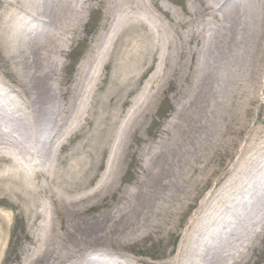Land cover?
<instances>
[{
    "label": "bare ground",
    "instance_id": "1",
    "mask_svg": "<svg viewBox=\"0 0 264 264\" xmlns=\"http://www.w3.org/2000/svg\"><path fill=\"white\" fill-rule=\"evenodd\" d=\"M75 1L23 0L22 5H18L16 0L9 2L10 6L15 3L14 8L23 7L21 10L24 12L21 19L16 18L18 16L16 14L4 21L0 30L3 32V41L9 39V45L5 43L9 59L19 68L13 71L18 77L13 76L12 79L22 88L19 87L20 95L16 91L17 88L7 79L9 88L11 87L14 93L10 96L11 92L1 90L5 94L4 96L0 94L3 96L1 98L3 101L0 100V108L13 111L3 112L0 109V204L6 209H12L14 205L32 223L43 219L42 236L38 240L33 237L35 247L27 257V264H125L127 260L124 259V262L120 258L121 255H117L120 253L118 250L113 249L117 254L107 255L112 250L108 243L112 242L110 239L117 233L128 234L132 239H137L141 236L138 234L139 231L145 233L144 237L146 235L148 237L157 230L158 225L169 217V213L174 212V209L176 211L181 201L183 168L196 158L197 144L206 140L203 135L209 136V133H204L205 120L210 118L225 122L231 118L230 123L236 121L238 117H243L244 112L234 104V97L237 95L245 97L246 107L255 98L244 92L239 94L238 89L241 86L239 81L241 72L247 70V76L254 80L257 70L264 68V0H193L198 8L191 4L192 8L189 9L193 10L184 15V18H179L178 23L183 28L197 15L199 8L204 12L208 11L206 14L218 21L213 36L207 40L209 43H204L206 38L194 28L187 31L179 29L174 38L171 34V31L174 32L172 28L169 27V32L165 31L160 23L154 25L156 43L154 42L153 57L154 60L159 59L163 69H177L169 60L172 52L179 58L188 56V68L193 66L194 69H204L198 75L196 97L186 103L193 105L196 111L194 124L200 132L194 135L191 147L186 151L178 152L172 148L173 150L169 149L157 156L156 177L153 182L144 183L145 193L140 192L139 196L131 195L113 205V212L104 209L95 213L93 210L103 208L104 194L101 188L103 189L105 183L89 196L85 194L60 196L57 187H62L63 184L70 182V179L77 183L81 180V175L77 169L76 159L70 163L67 171L61 168L62 158H73L75 151L61 157L60 149L65 144L63 143L61 148L58 147L54 138L56 135L66 138L80 134L83 118L81 123L79 118H76L78 115L69 121L65 120L67 116L63 114L68 113L70 108L73 109L76 103L78 109L88 103L85 97L89 98L94 94L101 78L100 70L104 69L109 61L115 42L124 32L127 24L122 23L120 16L117 17V13L122 10L114 12L111 23L107 24L103 33L97 35L100 40L97 49L93 54L89 52L85 56L80 65L83 69H77L72 78L77 84V97L70 101L67 98L68 89L63 83L65 77L59 78L61 80L59 91L53 85L52 81L57 76L59 63L53 62L52 68L49 55L45 51L47 52L46 47H49L52 29L60 25L57 23L68 24V21L75 17L78 10ZM110 1L118 7L129 2V0ZM86 4V7L90 8V3L86 2ZM130 8L132 6L129 5L125 10L128 12ZM62 14H66L64 21L61 20ZM185 20L187 21L184 22ZM33 21H37V26L41 28L37 29V32L29 29ZM45 22L47 25H44ZM12 33H16L13 35L15 38L11 36ZM70 39L69 36L63 40V47H60L59 52H63L64 48L71 44ZM176 40H179V44ZM51 42L53 44L52 39ZM184 43L193 45L195 50L186 51ZM138 49L139 46L134 44L125 51L137 52ZM87 63L93 68L84 69ZM120 64L126 69H115L119 76L115 75L114 80L117 83L128 82L132 69L127 66V60H122ZM220 69H230V71L222 73ZM21 79L29 84L28 90L23 89V85H26ZM225 89L233 92V108L228 104L225 95L223 96ZM23 106L27 107V111H24L26 108L23 109ZM234 113L237 114L236 117L233 116ZM12 126L19 131L21 130L18 127L23 128L22 138L19 135L18 138L21 139L18 141L9 135L10 130H14ZM178 129L177 136H184L189 140L191 130L181 125ZM200 136L201 140H199ZM252 163L254 161L250 160L249 164ZM213 168L214 166L211 171ZM241 170H243L241 167L235 169L233 177L222 184L219 190L215 187L210 197L199 206L197 214L192 217L193 220L191 219L189 224L191 227L178 248L176 259L169 260L168 264H238V260L231 261L233 256L236 258L229 249L234 242L238 245L245 242V249L241 253L242 259L245 254L247 255L245 259L252 258L249 255L251 251L255 257H260L261 244L264 242V217L257 222L260 225L259 229L247 230L246 236L238 234L241 227L247 228L253 225L250 215L258 210L260 205L259 202L254 201L256 193L252 197L253 200L248 198L252 201H247L246 192L240 191L235 185V178L242 175ZM41 180H43L42 184ZM205 181L206 179L201 183ZM49 182L57 187H48ZM200 185L196 183L191 198L180 203V213L184 212L185 206L187 208L195 204V193ZM97 195L100 197H96ZM84 201H88L87 205L83 203ZM227 201L231 202L226 203ZM233 202L236 208L233 207L234 205L231 206ZM119 204H123V210L128 214L118 212L121 211ZM56 210H60L61 213L64 211L62 218L65 214L69 222L68 219L66 221L61 218L57 224L54 218ZM243 213H246V216L241 219V215H245ZM7 224V214L0 212V249L3 246ZM141 225L149 227H140ZM100 232L108 242L103 241L102 237L99 239L96 237ZM257 262H259L258 258L252 264ZM243 263L248 262L244 260Z\"/></svg>",
    "mask_w": 264,
    "mask_h": 264
},
{
    "label": "rangeland",
    "instance_id": "2",
    "mask_svg": "<svg viewBox=\"0 0 264 264\" xmlns=\"http://www.w3.org/2000/svg\"><path fill=\"white\" fill-rule=\"evenodd\" d=\"M10 1L15 0H0V30L3 22L12 16L18 14L16 17L18 19L24 16V12L21 10L23 7L14 8L15 3L10 6ZM16 1L18 5H22L23 0ZM82 1H75L78 10L75 17L68 21V24L57 23L60 25H56V28L52 29L49 47H46L47 52L45 51L49 55L52 68L53 62L59 63V70L56 71L57 76L52 81L53 85L59 91L60 79L65 77L63 83L68 89L67 98L70 101L77 97V84L72 78H74L77 69H83L80 65L85 56L89 52L93 54L97 49L100 43L97 35L103 33L107 24L111 23L114 12L122 10L117 13V17L120 16L122 23L127 24V26L116 40L113 51L108 58L109 61L105 64L104 69L100 70L101 75L99 77L101 78L95 87L94 94L90 95L89 98L88 96L85 97L88 103L80 109L76 103L73 109L70 108L68 113L63 114L67 116L65 120L68 119L69 121L77 115L76 118H79V122L83 118L80 134L73 137L67 135L66 138L57 135L55 138L53 137L54 140H57L58 147L61 148L62 144H65L60 149L59 155L61 157L75 151L73 158H62L61 168L67 171L70 163L75 159L78 160L77 169L81 175V180L76 183L70 179V182L63 184L60 188L49 182L48 187H57L60 196L66 194L89 196L102 183H105L103 189L101 188L104 194L103 208L95 209L93 212L104 209L113 212V205L124 201L131 195L137 196L140 192L145 193L146 186L144 183L146 181L148 183L153 182L156 177L155 166L159 154L172 148L178 152L186 151L187 148L191 147L194 135L200 132L197 125L194 124L197 117L196 111H194L193 105L186 103L196 97L198 75L204 69H194L193 66L188 68V56L179 58L173 52L170 54L169 60L177 69H163L159 59L154 60L153 57L154 42L156 43L154 25L157 26L160 23L163 29L169 32V27L172 28L174 32L171 31V34L174 38L177 36V30L187 31L194 28L202 37L206 38L204 43H209L207 40L213 36V30L218 26V21L208 16L206 14L208 11L204 12L199 8L197 15L182 28L178 19L184 18V15L186 16L193 10L189 9L192 8L191 4L198 8L193 0H129L122 7L111 3L110 0L108 2L106 0ZM86 2L90 3V8L86 7ZM129 5L132 8L127 12L125 9ZM123 10L125 11L123 12ZM65 18L66 14H62L61 20L64 21ZM12 20L15 21V19ZM46 23L44 25H47ZM37 25L38 22L33 21L29 29L37 32V29H41ZM15 34L12 33L11 36L15 38L13 36ZM2 35L3 32L0 31V94L2 93L3 96L5 94L1 90L11 92L10 96L14 93L11 87L9 88L8 79L21 95L19 89L22 87L19 86V88L12 79L13 76H17L13 71L19 68L11 63L5 46L6 42L9 45V39L3 41ZM69 36L71 44L65 47L63 52H59L60 47H63V40ZM176 43L179 44V40H176ZM134 44L139 46L137 52L125 51ZM184 46L186 51L195 50L191 44L184 43ZM122 60H127V66L132 71L129 74L130 80L128 82L120 83L118 81L117 83L114 76L119 75L115 69H126L123 64H120ZM91 68L93 67L89 63L84 67V69ZM220 70L222 73L223 71L228 73L230 71V69ZM246 71L241 72V79L239 80L241 86L238 92L239 94L244 92L246 95L255 98L252 99V102L247 106L249 108H247L245 97H238V95L234 97V104H237L244 112L243 117H238L236 121L230 123L231 118L225 122L210 118L205 120L206 130L204 126L202 127L204 133H209V136L203 135L206 140L197 144L196 149L194 148L196 151L194 161H191L188 166L184 167L183 165L182 178H184V182L181 183L183 192L181 193V201L176 208L179 214L174 209V212H170L169 217L164 219L165 222L160 223L157 230L148 237L147 235L144 237L145 233L139 231L138 234L141 236L137 238L138 240L132 239L131 235L117 233L115 237L110 239L112 242H108L104 238V234L98 233L96 235L98 239L102 237L103 241L110 244L109 247L112 250L107 255L117 254L113 251L116 249L120 252L117 255H121L120 258L123 261L124 259L127 262L130 261L128 264H168L169 260L173 261L174 258L176 259L178 248L183 242V237L189 231L191 227L189 224L191 219L193 220L192 217L197 214L199 206L210 197V193L215 187L219 190L222 184L233 177L235 173L233 171L240 167L243 169L241 170L242 175L239 174L240 176L235 178V185L240 191L246 192L247 201L248 198L253 200L252 197L256 193L254 201L259 202L260 205L258 210L256 209L250 215L253 225L247 228L246 226L241 227L238 234L246 236L247 230L253 231L260 228L257 222L264 217V68L257 70L254 80L247 76ZM16 79L20 80L19 78ZM22 82L26 85H23V89L27 88L28 90L29 86L27 87V85L29 84L23 80ZM224 95L230 107L233 108L232 90L225 89ZM3 96L0 95L1 101H3L1 99ZM0 109L3 112H13L6 108ZM23 109L27 111V107L23 106ZM233 116L236 117L237 114L234 113ZM233 116L231 117L233 118ZM88 119L90 120L88 121ZM179 125L191 130V136L188 138L190 141L184 136H177ZM18 128L21 131L14 127V130L9 132L11 138L17 141L22 138L21 132L23 130L21 127ZM19 135L21 136L20 139L18 138ZM201 138L200 136L199 140ZM78 149L80 150L76 153ZM250 160H253L254 163L249 164ZM205 179V183L202 184L201 182ZM40 183L42 184L43 180ZM196 183L201 185L195 193V204L193 203L187 208L185 206L184 212L180 213V203L191 198L190 195ZM82 191L85 192L82 193ZM96 197L99 198L100 196L97 195ZM119 199L121 201H117ZM88 201L83 203L87 205ZM230 202L227 201L226 203ZM234 204L235 202L231 203V206ZM118 206L121 209L118 211L121 212L120 214H128L123 210V204ZM233 207L236 208L235 205ZM0 209L1 213L5 212L8 216L3 246L0 249V264H27V257L35 247L33 237L38 240L42 236L43 219L32 223L14 205L12 209H6L0 204ZM56 211H54V218L59 224L64 211L63 213L60 210ZM243 214L245 215H241V219L246 216V213ZM63 218L66 219L65 214ZM110 224L112 225L113 222ZM140 227L149 226L141 225ZM88 242L90 243V241ZM229 249L237 258L233 256L231 261L233 259L234 261L238 260V264H244V260L248 262L247 264H252L257 258L259 262L256 264L264 263V242L261 244L260 257H255L251 251L249 255L252 258L245 259L247 257L245 254L242 259L241 253L245 249V242L241 245L234 242Z\"/></svg>",
    "mask_w": 264,
    "mask_h": 264
}]
</instances>
